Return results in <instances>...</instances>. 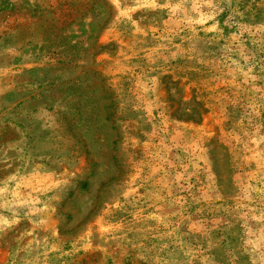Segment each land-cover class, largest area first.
Here are the masks:
<instances>
[{
	"label": "rangeland",
	"instance_id": "374dc122",
	"mask_svg": "<svg viewBox=\"0 0 264 264\" xmlns=\"http://www.w3.org/2000/svg\"><path fill=\"white\" fill-rule=\"evenodd\" d=\"M0 264H264V0H0Z\"/></svg>",
	"mask_w": 264,
	"mask_h": 264
}]
</instances>
